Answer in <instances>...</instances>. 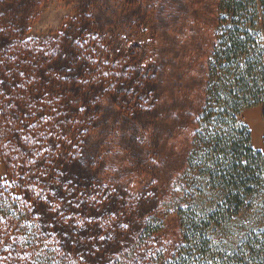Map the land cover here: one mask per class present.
Listing matches in <instances>:
<instances>
[{
    "label": "trees",
    "instance_id": "obj_1",
    "mask_svg": "<svg viewBox=\"0 0 264 264\" xmlns=\"http://www.w3.org/2000/svg\"><path fill=\"white\" fill-rule=\"evenodd\" d=\"M120 1L127 22L90 3L83 40L0 28V158L20 190L0 189V264H264V150L239 119L264 116V0H203L211 24L186 70L164 51L173 39H150L179 19L177 0Z\"/></svg>",
    "mask_w": 264,
    "mask_h": 264
},
{
    "label": "rangeland",
    "instance_id": "obj_2",
    "mask_svg": "<svg viewBox=\"0 0 264 264\" xmlns=\"http://www.w3.org/2000/svg\"><path fill=\"white\" fill-rule=\"evenodd\" d=\"M26 1L32 2L33 0ZM179 1L177 0V5L174 4L171 6V11L175 8V14L178 15L179 19L175 22L172 17H168L169 20L166 21L168 26H166L164 29L165 34H160V36L154 37L150 36V39L155 43H161L166 40L165 45H167L169 39H173L171 46L167 47L169 49L166 48L164 51L168 50V54H170V51L176 48L180 54V57L176 56L174 60L179 68L186 70V67L188 66L186 54L187 51L190 52L187 48L190 45H194L195 49L199 48L198 51L202 53L200 46L196 43V41H198L203 46L204 25L209 27L211 22H207L206 20V8L203 0ZM102 2H104L103 5L106 7V12H109L110 14H113L115 7L117 11H119L121 9L120 5H123V2L120 0H34L32 5H30L29 8L25 10L26 14L23 17H17L15 10H13L14 7L1 10L0 28L2 32L7 34L10 27L18 25L17 27L23 31L24 41H38L40 42V45L45 44V42L48 43L55 41L60 36L65 35L66 31L67 33L69 32L70 34H74L76 37L82 38L80 36L81 34H84V32H82V23H91L90 20L95 19V16L90 12V7L88 8V6H90V3L92 5ZM114 2L116 3L113 4ZM110 20L115 22H120L121 20L127 22L128 18H125L122 14L117 12L116 15L113 14L110 17ZM17 21H19V24L16 23ZM94 30L95 31L93 35L97 36L98 30ZM112 37L114 36L111 35L109 38ZM168 64L169 62L166 63V68L168 67ZM191 66H196V61H194ZM191 66L188 67V70H190ZM193 67L191 68L193 69ZM197 68V70H200L199 61H197ZM239 119L250 129L253 147L257 150H264V116L262 114V108L260 106H255L246 109L240 114ZM63 151L64 149L60 148V152ZM64 157L66 158V155H64ZM162 160H164V157L161 155L159 161H156L157 163H164ZM134 173L136 175L140 173L139 176L143 179L148 175L147 170L140 172L138 169H134ZM182 183L186 188V192L190 193V196H203L200 189L196 185L198 182L185 181ZM165 184L166 182H163L161 189L159 187H155L153 190L158 194H163L164 192L162 189L165 187ZM0 189L10 192V194L16 198L20 197V190L16 188V183L9 170L3 164V160L1 158ZM141 204L143 208L148 209V211L155 206V204L152 202H143ZM27 219L32 220L29 216ZM128 220V218H125L124 221L123 219L120 220L123 227L129 229L130 231L135 230L137 225L129 223ZM245 221L246 216L243 214L236 222L232 223L231 228H236V234L241 230L239 232V237L243 234V232H245V229L247 228ZM121 229L122 228L120 227H114L113 233L117 235L122 231ZM104 234H106V231ZM226 235L220 232L217 236H215L216 242L219 244L235 242V238L232 237V234L228 233ZM102 238H105V235H102ZM123 240L124 243L127 242L125 241V238ZM100 251H102V248Z\"/></svg>",
    "mask_w": 264,
    "mask_h": 264
},
{
    "label": "snow or ice",
    "instance_id": "obj_3",
    "mask_svg": "<svg viewBox=\"0 0 264 264\" xmlns=\"http://www.w3.org/2000/svg\"><path fill=\"white\" fill-rule=\"evenodd\" d=\"M125 227H126V225H125ZM102 238V237H101Z\"/></svg>",
    "mask_w": 264,
    "mask_h": 264
}]
</instances>
